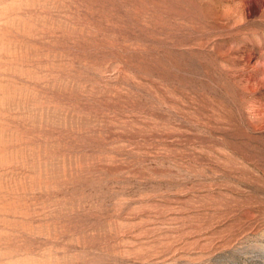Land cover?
Returning a JSON list of instances; mask_svg holds the SVG:
<instances>
[{
    "label": "rangeland",
    "instance_id": "1",
    "mask_svg": "<svg viewBox=\"0 0 264 264\" xmlns=\"http://www.w3.org/2000/svg\"><path fill=\"white\" fill-rule=\"evenodd\" d=\"M0 264H264V0H0Z\"/></svg>",
    "mask_w": 264,
    "mask_h": 264
}]
</instances>
